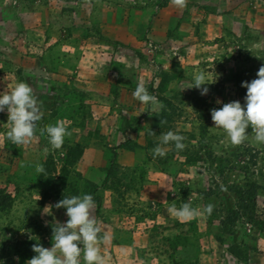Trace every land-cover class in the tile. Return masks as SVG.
Wrapping results in <instances>:
<instances>
[{"label": "rangeland", "instance_id": "obj_1", "mask_svg": "<svg viewBox=\"0 0 264 264\" xmlns=\"http://www.w3.org/2000/svg\"><path fill=\"white\" fill-rule=\"evenodd\" d=\"M99 3L110 15L142 3L152 12L170 5L184 26L143 84L164 107L119 108L115 129L112 119L104 132L75 68L61 61L70 50L61 43L50 52L70 37L92 47L102 37L91 18ZM261 65L264 0H186L183 8L171 0H0V91L28 82L43 114L31 143L16 145L0 112V260L26 264L34 243L50 247L52 224L67 218L62 208H44L63 196L91 194L106 264H264V146L251 134L230 145L210 116L218 100L243 104L241 82L255 79ZM200 70L211 83L203 96L186 88ZM56 121L70 135L54 150L40 130ZM170 130L186 137L185 149L162 146L166 155L153 158ZM37 162L44 173L35 172ZM185 202L214 207L187 221L168 212Z\"/></svg>", "mask_w": 264, "mask_h": 264}, {"label": "clouds", "instance_id": "obj_2", "mask_svg": "<svg viewBox=\"0 0 264 264\" xmlns=\"http://www.w3.org/2000/svg\"><path fill=\"white\" fill-rule=\"evenodd\" d=\"M171 3L183 8L186 0H171ZM188 89L195 88L200 95L208 92L206 75L204 71H197L188 82ZM246 89L243 104L240 101L221 103L219 108L210 110L212 127L220 130L225 140L232 146H238L249 139L251 134L253 142L264 146V65L256 73V78L241 82ZM185 89V88H184ZM135 100L150 107L163 108L157 97L150 94L143 84H137L132 91ZM0 112L7 113L9 129L6 138L16 145H29L36 135L37 122L43 118L38 101L31 85L26 81H19L10 91H0ZM40 135H46L52 149H60L65 137L70 135L62 121L48 124L40 130ZM186 137L174 131H167L159 137V143L152 149L153 158H163L166 153L162 146H171L176 151H183L186 147ZM23 167V162H21ZM36 173H44L43 164L34 165ZM95 201L91 194L63 196L54 205L46 206L45 214L51 209H64L66 220L55 221L52 224L51 246L45 248L40 243H34L31 250L34 255L26 264H106L105 257L100 254V242L106 237L99 236L98 221L93 219L91 211ZM211 203L201 210L192 207L189 203H182L179 208L175 205L168 208V212L178 220L187 221L197 215H210L213 211ZM30 239L31 236L29 237ZM36 239V238H35ZM18 259V258H17ZM0 264H4L0 260Z\"/></svg>", "mask_w": 264, "mask_h": 264}, {"label": "crops", "instance_id": "obj_3", "mask_svg": "<svg viewBox=\"0 0 264 264\" xmlns=\"http://www.w3.org/2000/svg\"><path fill=\"white\" fill-rule=\"evenodd\" d=\"M137 2L138 0H134V4ZM100 6L99 3L96 8V19L91 18L99 25L102 37L95 40L92 47L83 49V45L77 46L70 37L51 45L50 52H56L61 43L70 50L62 54L61 61L66 66L75 68L76 80L84 84L83 99H91L92 104L95 103L93 109L98 116L95 122L97 121L100 131L104 132V122L112 119V129H115V112L119 108L129 109L135 106L138 110L144 109L146 105L135 100L132 91L137 84H144L149 75L156 74L160 67L156 60L165 59L162 51L168 55L166 48L174 43L173 35L184 30V26H177L181 15L170 13V5L153 13L152 6L142 3L138 7L135 5L137 8L123 10L120 7L118 13L112 12L111 15L102 12ZM232 31L235 32L234 29ZM196 35L194 40H198ZM200 37L204 36L199 35ZM255 40L252 39L251 42L257 43ZM69 62H73V65L68 64ZM111 132L112 138L119 140L117 131Z\"/></svg>", "mask_w": 264, "mask_h": 264}]
</instances>
